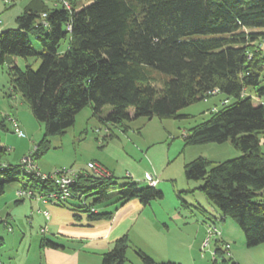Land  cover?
Returning <instances> with one entry per match:
<instances>
[{"label": "trees", "instance_id": "trees-1", "mask_svg": "<svg viewBox=\"0 0 264 264\" xmlns=\"http://www.w3.org/2000/svg\"><path fill=\"white\" fill-rule=\"evenodd\" d=\"M54 2L29 0L16 18V27L0 35V68L8 63L12 92L45 125L31 157L36 161L47 152L52 136L74 125L76 114L87 106L110 127L104 136L108 140L113 137V125L141 116H184L179 114L181 108L218 89L228 102L187 129L185 145L231 140L242 154L211 166L209 159L199 155L185 164V176L203 180L200 188L220 208L219 218L229 216L238 222L248 246L264 243L260 143L264 104L245 93L251 86L258 95L264 94V0H93L79 9L77 0H70V8ZM64 40L67 43L61 48ZM21 57H37L41 62L36 69L32 63L23 69L18 63ZM7 101L9 112L0 107L3 131L12 130L9 117H17L10 109L15 105ZM106 108H110L107 113ZM8 151L0 137V196L12 181L40 192L59 189L49 179L22 172L21 163L6 161ZM70 189L72 198L59 204L89 213L93 219L109 214L98 211L97 205L115 189L124 203L138 199L148 204L164 197L157 186L139 187L133 181L118 184L113 175L99 177L88 170L80 172ZM89 195L92 201L86 198ZM50 242L46 245L57 246ZM3 244L0 237V249ZM130 247L128 235L119 237L103 253L101 264H131ZM135 251L143 264H179L158 262L141 248ZM214 253L215 264H230V260L238 264L225 257L219 243Z\"/></svg>", "mask_w": 264, "mask_h": 264}, {"label": "rangeland", "instance_id": "rangeland-1", "mask_svg": "<svg viewBox=\"0 0 264 264\" xmlns=\"http://www.w3.org/2000/svg\"><path fill=\"white\" fill-rule=\"evenodd\" d=\"M68 1L70 2V0ZM92 1L77 0V9ZM28 2L29 0H9V2L5 3L3 0H0V19L2 20L1 26L3 29L16 27V18L21 15ZM54 4L57 5L58 2L56 1ZM32 41L36 48L39 49L40 44L34 38H32ZM65 43H67L66 40L62 42L61 48H64ZM40 62L37 57H29L27 60L21 57L18 60L19 65L23 69L27 63H32V67L36 69L39 67ZM8 71V63L5 62L0 68V100H4L7 103L8 99L13 103L15 106L10 109L15 114L19 110V117L23 125L25 137H19L12 130H0V136L2 144L9 148L5 160L13 165H18L24 155L30 154L35 149V146L40 141L38 139L45 133V125L34 117L32 109L27 103H25V107L20 105L21 100L19 95L13 93L11 90ZM261 85L264 86V82ZM245 93L252 95L255 103L264 104V94L258 95L257 88L249 86L246 88ZM8 94H12V96L7 98ZM14 95H17V98ZM224 98L225 94L219 92L204 100L185 106L179 110V114L186 115L178 118H159L158 116L149 118L141 116L137 121L133 122V129L129 127L130 132L139 130L141 126L143 135L146 138L150 134H153L154 138H157L158 135H164L167 131L173 132L175 140L169 137L170 141L174 142L173 148L179 150L177 154L180 158L186 157L188 161L199 157V155H203V157L209 159L211 166L219 161L236 158L242 154V151L234 146L231 140L222 143L208 142L197 145H184L183 133L189 127L208 119L212 110H216V108L222 106ZM8 108L9 102L8 107L2 108V110L9 112ZM137 126L139 127L137 128ZM113 128L118 133L117 125H113ZM106 129L109 131L110 127L99 122L92 115L91 107L87 106L76 114V123L70 126L65 134L52 136L50 151L42 157H38L35 162L39 168L44 170L46 169L44 166L52 164L55 165L54 167L59 166L57 168L52 167V171L62 167L80 171L89 169V162L97 161L109 154L106 152L102 153L101 145V140L103 141V137L106 135ZM124 136V132L122 131L120 137L124 138ZM115 142L121 145L126 144V140ZM260 143L264 151L263 134H260ZM20 170L24 171L22 168ZM186 181L192 184L189 188L183 189V185L181 186L177 182L169 190L161 189L164 193L162 202H166L171 207H176V202H180L181 204L184 201L187 202L182 204L184 209L181 211H183L184 218L181 219V224L170 225L171 234L168 242L171 244L165 254L167 260L179 264H215L214 252L217 243H219L225 252V257L229 260L232 259L238 264H264V243L248 246L245 233L238 222L229 216H226L224 219L219 218L221 215L220 208L216 207L215 203H210L200 188V185H203V180L186 179ZM20 188H22L20 181L9 182L6 185L5 193L0 196V237L4 241L0 249V260L3 264H41L42 260L40 261L39 259L37 261L39 253H41L37 246L38 240L36 239V235H39V232L35 228H32V220L26 217L28 209L26 200H32L33 198L20 199L17 194ZM87 198L88 201L93 200V196L91 195L87 196ZM23 202H26L24 206L21 205ZM200 205L209 211L204 213ZM214 220L217 221L215 224ZM215 226L221 235H217L216 233L210 235L209 230L212 231ZM136 241L130 240L131 247L129 248L128 256L132 264H143L135 248L143 247V249H147V244ZM225 242L230 243L228 251H225ZM139 245L141 246L139 247ZM218 259L221 260V257L218 256ZM229 263L232 264L231 260Z\"/></svg>", "mask_w": 264, "mask_h": 264}, {"label": "crops", "instance_id": "crops-1", "mask_svg": "<svg viewBox=\"0 0 264 264\" xmlns=\"http://www.w3.org/2000/svg\"><path fill=\"white\" fill-rule=\"evenodd\" d=\"M20 105L26 106L22 101ZM0 107L7 108L8 102L0 100ZM91 110L93 115V109ZM109 110L110 108H106V113ZM19 114V110L16 111V116L22 125ZM97 119L102 124H106ZM137 120L138 118L122 126L117 125L118 133L112 127L113 137L108 140L103 137V141L101 140L102 153L109 154L95 162L110 170L118 184L133 181L139 187L147 186L149 182L145 179V172L149 171L158 176L159 181L156 186L162 190H169L177 182L183 185V189L189 188L192 184L186 181L188 178L185 176V164L189 161L186 157L180 158L177 154L179 150L173 148L174 142L170 141L169 137L175 140L174 133L167 131L164 135H158L157 138L150 134L146 138L143 135L142 126H137L139 130L131 133L129 127L133 129L132 124ZM66 131L67 129L62 134ZM122 131L124 138L120 137ZM123 140H126L125 145L115 142ZM54 166L53 164L44 166L46 169L40 168V170L50 172ZM57 167L59 166L54 168ZM111 194L113 195L108 200L97 205L98 211L109 213L99 219H93L89 213L76 211L70 206L52 200L40 198L26 200L28 203L26 217L32 220V228L39 232V235L35 234L38 240L37 246L41 251L37 261L42 260L41 264H101L103 253L110 250L115 241L123 235H128L130 240L147 244V249L141 247L142 250L156 261H169L165 254L171 244L168 242L171 234L170 225L181 224V219L184 218L181 211L184 209L183 203L176 202V207H171L166 202H162L164 197L148 204L138 199L124 203L119 201L120 195L117 189ZM26 202L21 205L24 206ZM48 241L57 246L46 245Z\"/></svg>", "mask_w": 264, "mask_h": 264}, {"label": "built area", "instance_id": "built-area-1", "mask_svg": "<svg viewBox=\"0 0 264 264\" xmlns=\"http://www.w3.org/2000/svg\"><path fill=\"white\" fill-rule=\"evenodd\" d=\"M5 3L9 2V0H3ZM52 1H57L60 3H63L66 8H70L71 4L68 0H52ZM2 20L0 19V35L2 31L4 30L3 27L1 26ZM212 94H217L218 89H215L214 91L211 92ZM224 102H228V100L224 99ZM10 126L18 136H24V132L21 129V124L20 121L17 117L15 116H10ZM107 131V129H106ZM22 167L23 169L28 172V173H34L41 177L42 179H49L55 184L58 185L59 189L55 191H50V192H40L34 188L31 187H22L17 191V194L20 198H34L38 197L40 199L44 200H52L55 202H66L70 198H72V191L70 187L75 183L76 179L78 178L80 174V170H76L73 168H67V167H62L59 169H56L51 172H43L40 170L39 166L36 164L35 160L31 157V155L25 156L22 161ZM89 169L91 170V173L96 175V176H103V177H109L112 175V173L106 169L104 166L99 164L98 162H89L88 164ZM145 179L149 182L150 185L155 186L158 183V176L152 172H145ZM83 197V196H82ZM210 235L217 234L221 235V233L217 230L216 226L212 231L209 230ZM225 249L228 251L230 249V244L226 243L225 244Z\"/></svg>", "mask_w": 264, "mask_h": 264}, {"label": "clouds", "instance_id": "clouds-1", "mask_svg": "<svg viewBox=\"0 0 264 264\" xmlns=\"http://www.w3.org/2000/svg\"><path fill=\"white\" fill-rule=\"evenodd\" d=\"M217 109V108H216ZM106 133H107V131H106ZM32 152V151H31ZM28 155H30V154H28ZM27 156V155H26ZM22 161V160H21ZM21 163V162H20ZM22 164V163H21ZM102 165V164H101ZM89 167V166H88ZM89 172H91V170L90 169H87ZM25 171V170H24ZM81 171H83V170H81ZM110 171V170H109ZM111 172V171H110ZM112 173V172H111ZM113 175V174H112ZM150 185V184H149ZM157 185V184H156ZM155 185V186H156ZM22 187H24V186H22ZM87 198V197H86ZM20 199H23V200H25L24 198H20Z\"/></svg>", "mask_w": 264, "mask_h": 264}]
</instances>
